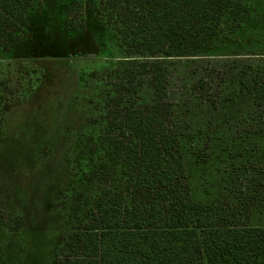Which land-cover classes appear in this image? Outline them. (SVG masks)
Returning <instances> with one entry per match:
<instances>
[{
	"label": "rangeland",
	"instance_id": "rangeland-1",
	"mask_svg": "<svg viewBox=\"0 0 264 264\" xmlns=\"http://www.w3.org/2000/svg\"><path fill=\"white\" fill-rule=\"evenodd\" d=\"M248 6L200 52L163 60L167 96L159 99L135 73L139 58L121 46L102 0H33L20 45L0 52L8 88L0 121V264H56L57 253L70 250L61 237L80 227L84 201L98 194L97 182L79 174L92 145L81 147L79 139L90 140L78 137L104 125L108 102L124 91L120 84L142 80L129 100L171 107L196 197L232 199L240 181L225 182L226 168L233 169L225 155L236 130L251 133L238 122L253 102L238 77L264 61V0Z\"/></svg>",
	"mask_w": 264,
	"mask_h": 264
},
{
	"label": "trees",
	"instance_id": "trees-1",
	"mask_svg": "<svg viewBox=\"0 0 264 264\" xmlns=\"http://www.w3.org/2000/svg\"><path fill=\"white\" fill-rule=\"evenodd\" d=\"M102 1L121 46L139 58L135 73L162 99L163 60L200 52L230 19L247 15L251 0ZM32 2L0 0V52L20 45ZM70 23L66 29L74 31ZM238 83L252 94V108L238 122L251 133L236 130L239 138H230L225 159L233 169L226 168L225 182L237 185L235 176L240 185L227 200L194 194L171 107L129 100L142 80L120 84L124 91L108 102L104 125L78 137L90 140L79 139L81 147L92 145L79 174L97 182L98 194L84 201L80 227L61 237L70 250L57 253L56 264H264V61L244 67ZM7 89L0 77V121Z\"/></svg>",
	"mask_w": 264,
	"mask_h": 264
}]
</instances>
